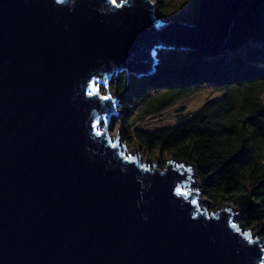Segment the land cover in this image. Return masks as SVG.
<instances>
[{
	"label": "water",
	"instance_id": "95a60500",
	"mask_svg": "<svg viewBox=\"0 0 264 264\" xmlns=\"http://www.w3.org/2000/svg\"><path fill=\"white\" fill-rule=\"evenodd\" d=\"M253 1L201 0L191 23L153 0H0V264H264L233 203L200 204L194 163L109 131L115 77L220 49Z\"/></svg>",
	"mask_w": 264,
	"mask_h": 264
},
{
	"label": "trees",
	"instance_id": "16d2710c",
	"mask_svg": "<svg viewBox=\"0 0 264 264\" xmlns=\"http://www.w3.org/2000/svg\"><path fill=\"white\" fill-rule=\"evenodd\" d=\"M178 18L196 22L197 11ZM111 87L126 96L121 109L130 138L137 118L208 87L225 92L175 126L136 129L132 138L151 157L194 163L204 195L233 203L243 225L264 239V0L243 9L220 49L168 50L154 73H122Z\"/></svg>",
	"mask_w": 264,
	"mask_h": 264
},
{
	"label": "rangeland",
	"instance_id": "374dc122",
	"mask_svg": "<svg viewBox=\"0 0 264 264\" xmlns=\"http://www.w3.org/2000/svg\"><path fill=\"white\" fill-rule=\"evenodd\" d=\"M153 1L156 2V12L159 17L163 18L164 20H173L176 17H179L182 12H189L195 10L197 11L201 0ZM166 52V50H161L159 52V55L163 57ZM115 78L113 79V81L115 80ZM112 94L120 98V105L118 107L119 113L112 118V122L109 128L110 134L116 138L117 132L119 130V139L128 145L130 151L135 152L138 151V149H141L140 144L137 143L134 138H132L136 129L156 130L163 127L175 126L182 120L187 119L189 116L199 112L208 103L221 99L225 95V92L217 91L212 87H208L203 91L194 93L185 98H182L181 100H178L177 102L164 108L161 111H154L145 115L143 118H137V120L134 121L135 123L131 129V138L133 140H131L130 132L125 126L126 124L123 120V110L121 109V104L125 100L126 96L124 93L116 91L113 88ZM141 154L143 155L144 160L151 159L152 165L157 162L160 168H163L166 164L167 159H169L166 156L151 157L147 154H144L143 152ZM194 170V178L196 179V183H191L190 186L191 188H200V191H202L201 181L198 176L197 168H195ZM201 197L206 200L205 202H207V207L210 208V210H217L222 206L226 205L224 203L216 204L208 197H206L203 192L201 193ZM236 209L238 210L237 207ZM235 221L239 222L240 226H243V223L241 222V215L237 216L235 218ZM256 232L257 231L254 229V233Z\"/></svg>",
	"mask_w": 264,
	"mask_h": 264
},
{
	"label": "bare ground",
	"instance_id": "6f19581e",
	"mask_svg": "<svg viewBox=\"0 0 264 264\" xmlns=\"http://www.w3.org/2000/svg\"><path fill=\"white\" fill-rule=\"evenodd\" d=\"M120 138V137H119ZM120 140V139H119ZM120 143H123V141L122 140H120ZM152 162V161H151ZM195 174V173H194ZM206 200L205 199H203V198H201V200H200V204L203 206H207L208 204H207V202H205ZM224 206H229V205H224ZM235 210H237L235 207H233ZM210 209V208H209Z\"/></svg>",
	"mask_w": 264,
	"mask_h": 264
}]
</instances>
